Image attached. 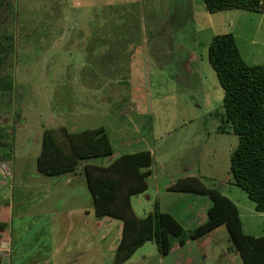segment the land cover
Listing matches in <instances>:
<instances>
[{"label":"rangeland","instance_id":"obj_1","mask_svg":"<svg viewBox=\"0 0 264 264\" xmlns=\"http://www.w3.org/2000/svg\"><path fill=\"white\" fill-rule=\"evenodd\" d=\"M44 23L51 28L38 37ZM119 27L131 35L121 39ZM6 32L16 48L0 76L12 73L15 90L10 106L0 94V124L15 128V155L0 160V219L10 224L3 264H115L123 222L95 215L88 160L59 179L37 171L43 130L63 126H105L114 157L153 152L149 189L132 197L138 218L157 204L186 230L202 224L209 197L168 189L197 176L238 205L247 234L264 235V213L233 185L238 137L216 131L224 91L208 59L212 38L233 33L244 61L264 64V12L211 14L204 0H9ZM206 237L175 241L169 255L149 241L124 264H243L226 226Z\"/></svg>","mask_w":264,"mask_h":264},{"label":"trees","instance_id":"obj_2","mask_svg":"<svg viewBox=\"0 0 264 264\" xmlns=\"http://www.w3.org/2000/svg\"><path fill=\"white\" fill-rule=\"evenodd\" d=\"M8 1L0 0V10L4 4L8 5ZM204 3L211 14L233 9L264 12V0H204ZM59 16L60 13L49 18L46 14L48 19L54 21H58ZM46 24L38 32V37L47 35L45 31L51 25ZM115 29L121 39L131 35L124 27ZM0 38L1 71L7 63L13 64L16 46L12 33H3ZM132 43L127 44L126 48L134 45ZM208 59L224 91L223 111L215 114L219 118L216 131L238 137V145L230 156L233 185L247 194L257 212L264 213V64L248 65L233 33L212 38ZM14 88L12 73L0 76V94L7 96L14 92ZM11 96H7L10 103L6 106H10ZM41 140L37 171L43 176L59 179L75 172L81 161L88 160L83 174L93 197L95 215L99 219L113 218L123 222L115 264L126 263L149 241L155 242L163 255H169L175 241L184 247L189 241L205 238L223 225L243 264H264V235L256 237L247 234L238 205L218 189L208 188L199 177L181 178L168 188L208 196L210 199L206 220L193 230H186L172 214L161 211L157 204L155 211L146 217L138 218L135 215L132 197L149 189L148 180L154 164L152 151L122 153L114 157L108 166L89 162L111 158L116 153L105 126L82 130H71L66 126L45 129ZM14 149L15 128L0 124V160L11 155L14 157ZM2 218L0 235L10 227L4 216ZM0 264H3L1 258Z\"/></svg>","mask_w":264,"mask_h":264},{"label":"water","instance_id":"obj_3","mask_svg":"<svg viewBox=\"0 0 264 264\" xmlns=\"http://www.w3.org/2000/svg\"><path fill=\"white\" fill-rule=\"evenodd\" d=\"M113 159H114V155L111 158H109L108 161H106V164L104 165L108 166Z\"/></svg>","mask_w":264,"mask_h":264},{"label":"crops","instance_id":"obj_4","mask_svg":"<svg viewBox=\"0 0 264 264\" xmlns=\"http://www.w3.org/2000/svg\"><path fill=\"white\" fill-rule=\"evenodd\" d=\"M201 216H203V215H201ZM206 218H207V216L206 215H204V221L206 220ZM97 223V222H96ZM201 224V223H200ZM205 238H207V237H205ZM174 248V247H173ZM182 248V247H181ZM173 250V249H172ZM194 260V259H189V262H192V261ZM186 262V261H185ZM180 264V263H179Z\"/></svg>","mask_w":264,"mask_h":264},{"label":"flooded vegetation","instance_id":"obj_5","mask_svg":"<svg viewBox=\"0 0 264 264\" xmlns=\"http://www.w3.org/2000/svg\"><path fill=\"white\" fill-rule=\"evenodd\" d=\"M43 35H44V34H43ZM43 35H42V36H43ZM14 90H15V88H14ZM53 215H54V214H53ZM96 231H97V228H96ZM96 240H97V237H96Z\"/></svg>","mask_w":264,"mask_h":264}]
</instances>
